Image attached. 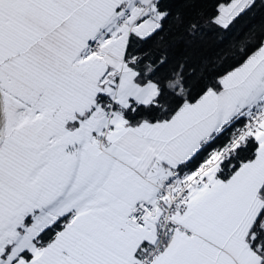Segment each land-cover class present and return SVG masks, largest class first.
Masks as SVG:
<instances>
[{
  "label": "snow or ice",
  "instance_id": "snow-or-ice-1",
  "mask_svg": "<svg viewBox=\"0 0 264 264\" xmlns=\"http://www.w3.org/2000/svg\"><path fill=\"white\" fill-rule=\"evenodd\" d=\"M0 264H264V0H0Z\"/></svg>",
  "mask_w": 264,
  "mask_h": 264
},
{
  "label": "trees",
  "instance_id": "trees-1",
  "mask_svg": "<svg viewBox=\"0 0 264 264\" xmlns=\"http://www.w3.org/2000/svg\"><path fill=\"white\" fill-rule=\"evenodd\" d=\"M177 6H179V4ZM260 21H261V14L259 13H257L255 17L250 18L251 23H259ZM165 40H167V37H165ZM156 42H159V38H157L155 41H150V43H156ZM216 44H217V38L215 34L212 33H208L196 41V45L199 47V51L201 54H211V52L214 51ZM176 47L178 50H182L184 46L177 45Z\"/></svg>",
  "mask_w": 264,
  "mask_h": 264
}]
</instances>
